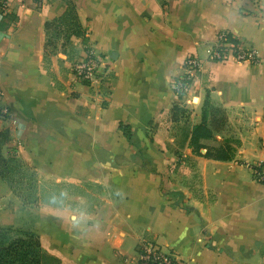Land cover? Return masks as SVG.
<instances>
[{"label": "crops", "instance_id": "1", "mask_svg": "<svg viewBox=\"0 0 264 264\" xmlns=\"http://www.w3.org/2000/svg\"><path fill=\"white\" fill-rule=\"evenodd\" d=\"M69 4L81 35L45 51ZM222 31L261 62L206 60ZM86 46L107 64L93 85L71 70ZM190 54L203 66L178 98ZM206 97L213 137L195 154ZM226 146L231 159H215ZM0 151L55 192L28 204L0 176V227L35 233L59 264H128L143 237L186 264H264V186L249 168L264 161V0H0Z\"/></svg>", "mask_w": 264, "mask_h": 264}, {"label": "built area", "instance_id": "2", "mask_svg": "<svg viewBox=\"0 0 264 264\" xmlns=\"http://www.w3.org/2000/svg\"><path fill=\"white\" fill-rule=\"evenodd\" d=\"M231 39L237 38L226 31L220 32L215 43L204 49L205 59L217 62H225L231 59L250 64L261 62L256 49L246 46L239 39L236 42H232ZM202 66L203 60L197 55L190 54L185 57L182 72L173 81V89L177 97L182 98L188 92L194 77L201 71ZM71 70L76 79L87 85L97 84L102 76L108 72L103 57L96 55L91 46L85 47L83 57L72 63ZM249 168L253 181L264 186V161L255 162ZM128 264L186 263L174 252L164 250L155 240L143 237L138 242L135 258Z\"/></svg>", "mask_w": 264, "mask_h": 264}, {"label": "trees", "instance_id": "3", "mask_svg": "<svg viewBox=\"0 0 264 264\" xmlns=\"http://www.w3.org/2000/svg\"><path fill=\"white\" fill-rule=\"evenodd\" d=\"M162 1L163 4H165V1ZM51 25H54V35L50 37V35L47 33L45 51L48 49V47H54L55 44L53 39L58 38L60 35H62V38H64V43L68 44L71 35L79 36L82 33L74 7L70 4L68 5L67 11L62 17L54 20L52 24L47 23L45 25L47 31ZM231 41L236 42L237 39H231ZM208 108L209 101L208 97H206L202 107L201 121L198 124L193 125L190 131L189 147L195 154H200L202 140L211 139L213 137L212 130L210 129L207 121ZM172 113L175 117L179 115L183 117L186 114V110L176 104L172 108ZM119 129L126 140L131 142L132 132L130 127L128 125L120 124ZM231 152L232 148L229 146L220 147L217 149L214 158L218 160H229L232 156ZM14 165H18L20 167V164L15 157H4L0 153V176L3 180H5L13 192L15 190L13 186L14 181L12 179V174L15 171ZM31 169L34 170L33 168ZM36 187L37 184H34L33 188L35 189ZM47 263L59 264L55 258L47 255L44 252L39 237L35 233L13 228L0 227V264Z\"/></svg>", "mask_w": 264, "mask_h": 264}, {"label": "rangeland", "instance_id": "4", "mask_svg": "<svg viewBox=\"0 0 264 264\" xmlns=\"http://www.w3.org/2000/svg\"><path fill=\"white\" fill-rule=\"evenodd\" d=\"M50 37H52L54 35V30L51 29L50 30ZM60 38L58 39L59 41L62 40V35L59 36ZM51 49L53 48H48V51H51ZM85 84V83H84ZM195 100H193L194 102ZM224 110H220L219 114L217 115L218 117H222L223 116V112ZM1 152V151H0ZM18 163L20 164V167L18 165H14L15 167V171L12 174V179H13V186H14V194L20 198L21 200H23V202L28 203V204H33L36 203L40 198H39V193H40V197L42 200L45 201H50L51 199H53V197L55 196V192H53L52 196H48V197H43L41 196V189L40 186L41 184L45 183V180H43V176L39 177V174L37 171L32 170L26 163H24L21 160H17ZM28 166V167H27ZM34 175V176H33ZM42 179V180H41ZM45 179V178H44ZM40 181V182H39ZM41 183V184H40ZM34 184H37V187L34 189L33 186ZM49 184V183H48ZM33 185V186H32ZM51 186V184H49ZM65 188V187H64ZM63 189V192H65V190L67 189ZM83 187L79 186L78 189H82ZM88 188V191H93V193H95V195L93 196V199L91 200H99V196H101V192L99 191V189L97 188H91V187H86ZM54 189H56L54 187ZM78 189H69L68 191L70 193H74L76 194L79 190ZM91 200L89 203H91ZM95 202V201H93ZM92 202V203H93ZM49 264V263H47Z\"/></svg>", "mask_w": 264, "mask_h": 264}]
</instances>
